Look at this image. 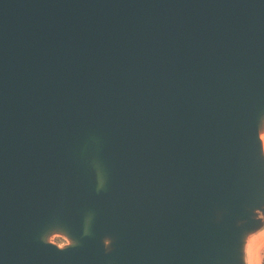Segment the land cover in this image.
Returning a JSON list of instances; mask_svg holds the SVG:
<instances>
[{"label": "water", "instance_id": "1", "mask_svg": "<svg viewBox=\"0 0 264 264\" xmlns=\"http://www.w3.org/2000/svg\"><path fill=\"white\" fill-rule=\"evenodd\" d=\"M263 128L264 0H0V264H243Z\"/></svg>", "mask_w": 264, "mask_h": 264}, {"label": "clouds", "instance_id": "2", "mask_svg": "<svg viewBox=\"0 0 264 264\" xmlns=\"http://www.w3.org/2000/svg\"><path fill=\"white\" fill-rule=\"evenodd\" d=\"M245 264H264V228L249 237L245 247Z\"/></svg>", "mask_w": 264, "mask_h": 264}, {"label": "rangeland", "instance_id": "3", "mask_svg": "<svg viewBox=\"0 0 264 264\" xmlns=\"http://www.w3.org/2000/svg\"><path fill=\"white\" fill-rule=\"evenodd\" d=\"M259 217L262 220L261 226L256 231H253V232L247 234L245 237L244 247H243V260H244L243 264H245V247L248 243L249 237H251L254 233L258 232L261 228H264V213H259ZM47 240L52 242V243L57 244L59 247H65L71 243V239L68 236H66L62 233H59V232L50 233L47 236Z\"/></svg>", "mask_w": 264, "mask_h": 264}, {"label": "bare ground", "instance_id": "4", "mask_svg": "<svg viewBox=\"0 0 264 264\" xmlns=\"http://www.w3.org/2000/svg\"><path fill=\"white\" fill-rule=\"evenodd\" d=\"M262 137H264V128L260 132V138H261V141H262V145H263L262 147H263V153H264V138H262ZM102 185H103V177L100 175L99 176V187H101ZM59 248H61V247H59Z\"/></svg>", "mask_w": 264, "mask_h": 264}]
</instances>
